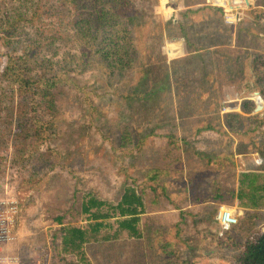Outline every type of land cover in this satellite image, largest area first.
Segmentation results:
<instances>
[{
  "label": "rangeland",
  "instance_id": "obj_1",
  "mask_svg": "<svg viewBox=\"0 0 264 264\" xmlns=\"http://www.w3.org/2000/svg\"><path fill=\"white\" fill-rule=\"evenodd\" d=\"M44 1L0 0V261L14 256L18 264H177V252L191 264H234L235 252L223 248L219 221L210 210L227 204L243 217L246 209L255 208V200L263 212L258 228L264 227V96L259 90L247 94H259L263 105L250 112L240 109L234 117L238 129L229 126L233 118L225 115L230 109L224 107L220 119L225 123L215 122L217 103L209 93L237 85L223 98L231 104L243 98L246 88L233 72V81H226L231 72L214 61L215 45L207 38L213 23L192 15L187 32L192 47L204 54L186 59L188 46L182 36L183 50L169 48L167 32L173 24L161 34L155 20L160 13L158 20L167 24L172 14L181 17L187 7L223 6L219 21L233 30V39L223 43L225 53L243 73L246 54H264L261 2L67 0V11L64 2L59 10L38 14ZM55 1L58 7L60 1ZM101 14L103 21L132 19L134 53L127 68L106 67L97 38L85 36L101 33L103 21H96ZM224 16L234 23H226ZM199 25L206 35H195ZM39 39L42 45H34ZM207 55L210 62H205ZM177 57L180 62L172 66ZM14 62L23 66L26 78L67 71L77 81L74 86L57 85L50 97L38 91L32 98L3 75ZM217 67L220 74H214ZM166 73L169 87L160 80ZM213 74L220 86L211 89ZM183 75L187 77L180 80ZM75 86H87L90 93L85 96L86 88ZM35 118L50 127L45 138ZM211 120L216 130L193 135L195 127ZM180 139V145L192 149L182 164L175 152ZM185 139H192L190 145H184ZM195 149H204L203 158ZM131 190L143 194L146 202L144 208L137 205L144 211L137 235L115 229L120 211L114 207ZM219 191L224 195H216ZM98 211L108 213L106 220L115 227L102 228L100 240L86 242L82 249L66 243L70 240L61 227L88 228ZM211 236L217 247H211ZM179 240L184 242L177 246Z\"/></svg>",
  "mask_w": 264,
  "mask_h": 264
},
{
  "label": "trees",
  "instance_id": "obj_2",
  "mask_svg": "<svg viewBox=\"0 0 264 264\" xmlns=\"http://www.w3.org/2000/svg\"><path fill=\"white\" fill-rule=\"evenodd\" d=\"M60 2H57L58 7H54L56 1L55 0H45L44 6L40 4L38 6V14L39 11H43V13H50L53 11V8H58L62 3L65 2V9L67 11L66 7V1L67 0H57ZM258 2H261L262 8L260 11L264 12V0H258ZM263 2V3H262ZM172 2H169V5L174 10V8L171 5ZM253 6V5H252ZM10 13H13L14 9L10 8L8 9ZM55 11V10H54ZM57 12V11H56ZM204 12V13H203ZM225 12V8L220 5L215 4H206L201 5L197 8L194 7H187L183 11H181V17H178L175 13L172 14L170 17V21L166 24V26H169V23H172L176 21V33L175 37L185 40L187 46L190 48L193 44L192 38H190L191 34L188 33V22L192 20V15L198 14L197 19L206 20V22H212L213 27L211 28V32H207V38L209 43H212L215 45V51L216 55L214 58V61L217 63H220L223 65V70L226 72H233L236 75H240L242 78L241 83L239 84H245L244 88H246V91H242L245 95L242 97L240 109L242 111L250 112L254 107H256V102L253 97L248 96L247 94L252 90H259L262 96H264V86H262L261 83L264 82V54H258L257 52L251 53V55L246 54L243 62L245 64L246 70H243V73L241 71V67L238 64V62H233V60H230L228 53L226 52V46H223V43L225 41H231L232 38V29L229 26H226L224 23L219 21V14H222ZM58 13V12H57ZM227 14V13H226ZM162 17L160 13L157 14V18L155 22L158 23L159 26V32L161 31V34H163V30L165 29L164 21L158 20ZM9 18V17H8ZM22 19L31 20V18H27L25 16L21 17ZM103 16L98 15L96 21H103ZM164 19V18H163ZM225 19V22L228 23L229 21L226 19V16H224L223 20ZM9 20H11L9 18ZM83 21L85 18L82 19ZM88 20V19H87ZM89 22V21H88ZM132 22V19L127 21L122 19L119 16H115L110 18L109 20L103 21L100 23V27L102 30L101 33L97 34H86V29L84 28V34L86 37L89 38H97V45L98 49L102 55L104 64H106V67H112V68H127L130 65V60L132 59L134 49L132 45V37L130 34V23ZM233 24L234 22H229ZM228 23V24H229ZM204 26L199 25V30L195 33V35H206L205 32H203L202 28ZM93 31L96 30L94 28H91ZM57 30H60V23L59 26H57ZM232 30V31H231ZM180 31V33H178ZM182 36V37H181ZM160 39L164 41V37L161 35ZM44 40L39 39V43L34 44L39 46L38 44L43 43ZM40 45V46H41ZM193 50V49H191ZM190 50V51H191ZM31 52V49L28 50ZM222 51V52H221ZM201 52V51H198ZM219 52V53H218ZM212 60V57L209 56ZM186 59H189L190 56L187 55L185 57ZM175 59V60H174ZM173 59L172 66L180 62V57H177ZM36 64V62H35ZM169 65V63H167ZM249 67H251V70L249 71ZM23 66L19 65V63H8L6 68L4 69L3 75L7 76V78L11 79V85H19V87H24L27 89L29 93H26L29 97L34 98V95L39 92H45L47 97H50L51 90L56 87L57 85H73L74 81H77V79L73 76H71L67 71H62L58 73H44L39 75H29L27 77V73L23 72ZM206 70L204 69V73ZM178 74V73H177ZM234 74V76H235ZM187 77V75L181 76L179 79ZM161 79H165V85L168 84V87L171 84V77H169V74L167 73L163 75ZM185 79V78H184ZM74 86V85H73ZM224 90L221 91H213L210 94L212 96L213 103H217V108L215 111H217L216 118H214L215 122L219 121V123L223 124L225 123L220 119L221 115V107L224 106L225 102L230 95L231 89H237V85H228ZM76 88L83 89L86 88V94L85 96H88L90 93L87 90V86H75ZM249 87V88H247ZM223 89V88H222ZM244 90V89H243ZM203 95H206V93H203ZM52 96V95H51ZM225 97V98H224ZM206 98V97H205ZM224 98V99H223ZM223 99V100H222ZM50 103H53V98L50 99ZM91 107L95 109L96 107L90 103ZM146 106V105H145ZM152 107V106H151ZM156 107V106H155ZM239 110H232L225 113V115H229L233 118V124L229 121V126L232 129H238L239 127L235 126L234 123V117L236 113L240 112ZM184 114V112L182 113ZM224 115V116H225ZM35 122L37 123V126L40 132L44 133L45 135H42L40 133V136L42 135L43 138L47 136V133H49L51 130L50 127H47L44 125L45 123H42L41 120H38L35 118ZM227 124V122H226ZM206 129H214L216 130L215 124L212 123V120L210 123H208L205 126L199 127L194 129L193 135L199 133V132H205L208 131ZM227 131V129H225ZM223 130V132H225ZM228 132V131H227ZM184 145H190V141L192 139H185ZM177 144H182V140L177 142ZM176 144V157L177 159L182 158V155H186V152H191L192 149L189 147H183V145H177ZM197 150L200 154L203 153V150ZM193 152V151H192ZM205 152V151H204ZM181 154V155H180ZM203 154L201 158H203ZM222 156V155H219ZM205 161V160H204ZM202 159L200 162H204ZM210 161V160H209ZM206 162V161H205ZM201 163V164H202ZM207 164L209 162H206ZM219 163V162H218ZM199 164V165H201ZM124 170H128L127 167H123ZM134 181V180H133ZM224 195L223 191H219L216 193V195ZM198 198L193 199L196 201ZM147 200V199H146ZM98 203V202H96ZM207 203L213 205V201H207ZM250 203L249 201L244 202V205L247 206V204ZM137 205H143V208L146 205L145 202V196L143 194H140L137 191H126L124 195H122L121 201L118 203L117 206L114 208L119 209V213L117 214L115 222L117 223V232L119 233L121 230H130L132 234L137 235L138 233V222L140 221V216L143 214L137 208ZM258 203L253 200L252 206H255V208H249L245 210V216H241L239 218L237 228H228L223 231V248H226L227 250H232L235 256L234 264H264V227L262 229L258 228V223L263 220L262 213L260 211V207L257 206ZM214 209L210 210V216L216 218L217 211L219 205H217ZM89 209V207L85 206V210ZM199 209V208H198ZM217 209V210H216ZM174 210H176L174 208ZM201 210V209H199ZM204 211V210H203ZM201 210V215H205V211L203 212ZM93 216L96 218L95 221H92L89 223L88 228H80V227H61L60 230L65 232V238L69 239V242L72 245V247L80 248L82 249L83 245H85L86 242H91L94 240H100L99 232L102 228H108V227H115L113 224H111V221H107L106 217H109V214H103L100 211L93 213ZM210 217L208 218V220ZM211 220V219H210ZM178 236L181 235L180 229L178 230ZM142 238V235H141ZM109 240V239H108ZM146 240V238L144 239ZM242 240V241H241ZM144 242V241H143ZM184 241L179 240L176 244L182 243ZM174 249L176 248V245L173 246ZM175 257L177 258V264H191L189 259H181L180 254L175 252Z\"/></svg>",
  "mask_w": 264,
  "mask_h": 264
},
{
  "label": "built area",
  "instance_id": "obj_3",
  "mask_svg": "<svg viewBox=\"0 0 264 264\" xmlns=\"http://www.w3.org/2000/svg\"><path fill=\"white\" fill-rule=\"evenodd\" d=\"M220 73H221V69L217 67L214 74H220ZM226 102L223 106L225 109H228V110L230 109L229 111H232V109H237V110L240 109L241 98H238L235 102L231 104L230 102L229 103H226ZM235 209L236 208L230 205H227V204H222V203L219 204L216 219L219 221V226L221 229L220 235L223 234V231L225 229L236 228L241 214L237 213ZM0 264H18V263L14 256H8V257H4L0 261Z\"/></svg>",
  "mask_w": 264,
  "mask_h": 264
},
{
  "label": "crops",
  "instance_id": "obj_4",
  "mask_svg": "<svg viewBox=\"0 0 264 264\" xmlns=\"http://www.w3.org/2000/svg\"><path fill=\"white\" fill-rule=\"evenodd\" d=\"M172 11H173V9H172ZM172 16V15H171ZM170 16V17H171ZM166 21L167 20H165V22H164V24H165V26H166ZM166 29V28H165ZM172 29H177V26H176V21H174L173 22V27H172ZM175 39H180V38H176L175 37ZM182 40V39H181ZM191 49H193V50H191ZM191 50V51H190ZM198 51H201L199 48H197L196 50H195V47L193 48L192 46L189 48L188 47V50H187V52L185 53V54H187V55H189L190 56V58L191 57H193L195 54L196 55H203L204 53H203V51H201V52H198ZM208 57H205V62H210L211 60H210V57H209V55H207ZM207 59V60H206ZM190 67H192V66H190ZM214 75V74H213ZM214 77V80H213V82L211 81V83H210V86H211V89L213 88V85H219V83L217 82V81H215L216 80V77L215 76H213ZM234 78V77H233ZM220 86V85H219ZM225 85H224V83H223V85L221 86L222 88L224 87ZM172 134H173V136L175 137V138H177L178 137V135L175 133V131H172ZM179 138V137H178ZM181 155V154H180ZM185 160H187L186 159V155H182V162H181V164L185 161ZM186 165H181V167L183 168V167H185ZM218 205V204H217ZM236 228H237V226H236ZM235 228V229H236ZM218 234L220 235V232H218Z\"/></svg>",
  "mask_w": 264,
  "mask_h": 264
},
{
  "label": "bare ground",
  "instance_id": "obj_5",
  "mask_svg": "<svg viewBox=\"0 0 264 264\" xmlns=\"http://www.w3.org/2000/svg\"><path fill=\"white\" fill-rule=\"evenodd\" d=\"M236 1H242V0H236ZM175 30L176 29H173L167 32V41L169 48L176 52L177 50H183L184 44H183V40L175 39V33H176ZM209 240H210L209 242L211 243V247H217L219 245L215 237L211 236L209 237Z\"/></svg>",
  "mask_w": 264,
  "mask_h": 264
},
{
  "label": "water",
  "instance_id": "obj_6",
  "mask_svg": "<svg viewBox=\"0 0 264 264\" xmlns=\"http://www.w3.org/2000/svg\"><path fill=\"white\" fill-rule=\"evenodd\" d=\"M171 1H174V0H171ZM247 2H249L248 0H246ZM225 79H226V81L228 80V82L230 81V82H232L233 80V74L232 73H227L226 75H225ZM256 93H258V92H256ZM255 98V102H256V105H257V108H260V107H262V105H263V100L261 99V96L259 95V94H257V96L256 97H254Z\"/></svg>",
  "mask_w": 264,
  "mask_h": 264
},
{
  "label": "clouds",
  "instance_id": "obj_7",
  "mask_svg": "<svg viewBox=\"0 0 264 264\" xmlns=\"http://www.w3.org/2000/svg\"><path fill=\"white\" fill-rule=\"evenodd\" d=\"M239 98H241V97H239ZM241 100H242V98H241Z\"/></svg>",
  "mask_w": 264,
  "mask_h": 264
}]
</instances>
